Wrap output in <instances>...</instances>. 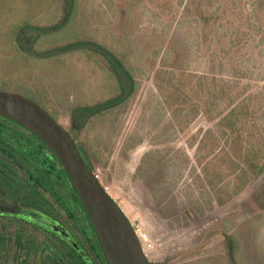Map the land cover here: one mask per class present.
<instances>
[{
  "label": "rangeland",
  "instance_id": "obj_1",
  "mask_svg": "<svg viewBox=\"0 0 264 264\" xmlns=\"http://www.w3.org/2000/svg\"><path fill=\"white\" fill-rule=\"evenodd\" d=\"M24 2L0 0V24H5L9 6L18 11ZM39 5V0H26L24 8H36L31 23L50 25L61 18L60 1L48 0L37 12ZM121 6L127 12L126 38H130L124 53L135 68L137 82L123 104L93 118L75 134L68 105L49 108L14 85L13 81L25 82L22 72L0 69V89L28 97L52 117L54 109L57 120L53 118L77 137L88 154H96L98 160L91 161L99 181L131 225L147 234L150 247L144 254L150 264H202L214 257L225 263L223 234L239 229L246 237L254 236L257 250L264 252V170L234 193L240 166L247 161L264 164V0H77L72 29L113 43L123 32L118 27ZM172 37L186 42L187 68L194 75L211 71L223 80L217 81L218 86L229 78L242 83L239 99L244 101L236 113L241 149H235L229 138L225 140L222 128L226 127L218 124V117L240 101L233 95L236 87L226 88L233 101L223 95L217 97V106L209 104L210 115L202 107L191 110L197 103L194 95L199 94H191L193 103L184 105L183 111L177 105L165 106L153 78L160 54L155 57L152 52ZM66 41L63 37L54 42L41 40L37 49ZM9 57L0 52L1 62ZM62 61L68 74L80 78L83 103L110 95L112 79L98 57L78 52ZM15 62L24 63L20 58ZM68 91L53 94L56 102L66 103ZM205 93L200 96L204 98ZM47 97L44 100H52ZM69 100H73L71 95ZM127 137L139 143L123 152ZM153 149L160 151L155 154L154 168L161 172L160 181L150 185L154 190L137 172L144 153ZM253 194H258L256 202Z\"/></svg>",
  "mask_w": 264,
  "mask_h": 264
},
{
  "label": "trees",
  "instance_id": "obj_2",
  "mask_svg": "<svg viewBox=\"0 0 264 264\" xmlns=\"http://www.w3.org/2000/svg\"><path fill=\"white\" fill-rule=\"evenodd\" d=\"M56 1H60L62 16L57 22L50 25L31 23L36 8L34 10L24 8L26 0L24 4L19 5L18 11L12 9V6L7 5L10 11L6 15V22H4L5 24H0V48L3 47L0 52L1 55L6 54L11 56L9 57L11 59L6 58L5 62H1L3 59L0 60V69L2 71L4 69L3 72H22L25 82L13 81L14 85L20 90L29 92L33 97L41 99L47 106L52 104L56 107L68 105L69 120L73 128H76V134L77 131L85 127L93 118L123 104L133 93L137 85L135 68L130 65L124 53L126 50L124 48L128 46L125 43L128 39L126 38L128 37L126 35L128 33L126 32L128 17L126 15L127 12L121 6V18L118 27L123 32L113 40V43L107 42L98 36L87 35L84 32L81 33L72 29L76 15H78L76 12L77 0ZM46 2L48 0H39L40 5L37 8V12L46 5ZM82 17L84 19V14L81 12L80 18L82 19ZM83 19L82 22L84 23ZM61 37L66 38L68 41L52 45L48 48L37 49V45H40L38 43L41 40H53L54 42ZM163 43L161 41L157 47H154L152 54L155 57L160 54L159 66L154 69L153 78L156 87L163 96L165 106L170 108L177 105L179 106L178 110L183 111L184 105L193 103L190 96L194 93L199 95H194L197 103H193L195 108L191 110L202 107V111L210 115L211 106L209 104L217 106V97L224 95L226 98L231 99L228 96L230 95V90L226 92V88H229V85L236 87V92H233V95H235L234 97L237 100L240 98L241 92L244 90L241 82L232 81L229 78L226 83L218 86L217 81L221 80L223 82V80L216 78L213 74L211 75V71L194 75L191 70H188L186 42L182 40H178L177 42L172 37L165 44ZM78 52L85 53L90 57H98L105 65L107 75L112 79V84H110L108 89L110 95L104 100L96 101L95 103L82 102V96L85 94L80 89L82 85L80 78L68 74L65 63L62 61L64 56H71ZM16 58L23 60V66L17 65L15 62ZM30 59L33 60V64ZM15 63L16 65L13 70ZM152 64H155V61H152ZM33 65L36 67V70L32 68ZM192 76H196L195 79ZM38 87H44L46 91L42 90L43 92H40ZM68 88L66 103L60 104L56 102L53 96H56L58 92L60 93V90ZM203 92H207L205 93L207 95L203 96L205 99L200 96V93ZM70 95L73 100H69ZM75 95L80 96V99L76 100ZM47 96L52 100H44L48 98ZM210 96L212 97L211 101L208 100ZM234 97L232 98L233 100ZM232 99L229 102L233 101ZM239 100L227 113L218 117V124L226 127L222 128L223 133L227 135L225 140L228 142L227 138H229L230 142L235 145V149L240 148L239 128L236 126L239 118L236 113H238L244 99L241 97ZM52 111L53 117L57 120L54 109L51 108ZM73 139L86 166L94 172L91 160H98V158L95 159L96 154H88L82 144L77 141V137L75 136ZM138 143L137 139L127 137L124 142L123 152L133 148ZM159 152L158 149H153L144 153L141 162L137 166L138 175L143 178L147 187L153 190L154 188L150 187L151 183L157 180L160 181L161 179L160 170L154 168L156 164L154 162L155 154H159ZM0 153H3L1 154L2 156L10 159L19 160L20 165L24 168H36L35 176L39 182L41 181L40 176L43 175L42 168L51 166V159L47 155L49 154L55 160L54 166L60 168L56 174L60 177L63 175L66 177L54 154L37 136L17 122L3 116H0ZM244 167H239V183L234 186V193L239 192V190L247 186L264 170V164L261 162L254 163L247 161ZM5 176L7 178L6 183L12 184L13 180L10 179V175L5 173ZM72 192L75 199L81 205V201L74 189H72ZM257 196L258 194H253L252 199L254 202L257 201ZM250 224L252 225L253 223ZM223 236L225 239V263L220 262L218 257H214L202 264H264V252L261 253L257 250V241L254 236L246 237L242 229L230 233L224 232ZM148 264L150 263L148 262Z\"/></svg>",
  "mask_w": 264,
  "mask_h": 264
},
{
  "label": "flooded vegetation",
  "instance_id": "obj_3",
  "mask_svg": "<svg viewBox=\"0 0 264 264\" xmlns=\"http://www.w3.org/2000/svg\"><path fill=\"white\" fill-rule=\"evenodd\" d=\"M1 154L0 264H108L67 174H56L60 168L54 158L47 154L51 166L42 168L39 182L36 168ZM5 173L12 184L6 183Z\"/></svg>",
  "mask_w": 264,
  "mask_h": 264
},
{
  "label": "water",
  "instance_id": "obj_4",
  "mask_svg": "<svg viewBox=\"0 0 264 264\" xmlns=\"http://www.w3.org/2000/svg\"><path fill=\"white\" fill-rule=\"evenodd\" d=\"M0 116L37 136L55 155L77 193L108 264H148L130 221L79 154L72 135L28 97L0 89Z\"/></svg>",
  "mask_w": 264,
  "mask_h": 264
},
{
  "label": "built area",
  "instance_id": "obj_5",
  "mask_svg": "<svg viewBox=\"0 0 264 264\" xmlns=\"http://www.w3.org/2000/svg\"><path fill=\"white\" fill-rule=\"evenodd\" d=\"M94 175L97 179H99V176L97 173L94 172ZM102 187L104 188V190L107 192V187L106 186H103ZM132 226V225H131ZM137 238H138V241H139V244L141 246V249L142 251L144 252L146 248L150 247V244L148 241V237H147V234L146 233H143V232H140L137 228H135L134 226H132Z\"/></svg>",
  "mask_w": 264,
  "mask_h": 264
}]
</instances>
